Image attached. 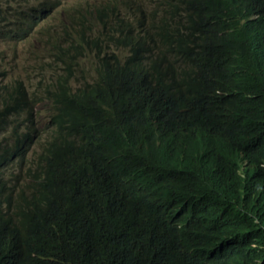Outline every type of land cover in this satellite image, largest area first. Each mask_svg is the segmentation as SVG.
Wrapping results in <instances>:
<instances>
[{"label":"trees","instance_id":"1","mask_svg":"<svg viewBox=\"0 0 264 264\" xmlns=\"http://www.w3.org/2000/svg\"><path fill=\"white\" fill-rule=\"evenodd\" d=\"M19 1L0 40L54 13L61 65L40 91L0 71L1 166L50 112L31 192L0 183V264H264V0Z\"/></svg>","mask_w":264,"mask_h":264},{"label":"rangeland","instance_id":"2","mask_svg":"<svg viewBox=\"0 0 264 264\" xmlns=\"http://www.w3.org/2000/svg\"><path fill=\"white\" fill-rule=\"evenodd\" d=\"M16 7L18 3L14 4ZM61 15V14H59ZM62 17V16H61ZM98 24V23H97ZM97 24L95 28L97 29ZM33 50L25 49L22 45L14 46L13 43H8L6 49L2 52L4 55L0 71L4 74L2 77L5 84H13L12 80L15 77L21 79V83L28 88H35V91H40L41 86L53 84L58 74L51 72L53 71L50 65L43 63L48 62V58L44 49L46 46L39 51V45ZM16 50L17 52H14ZM116 52L123 54L122 51ZM91 56V55H90ZM88 56V57H90ZM80 68H82L87 74L92 72L93 63L88 58L80 60ZM77 79L83 81L85 75L78 69ZM49 119V109L46 105H39L37 107V113L35 114L36 131L34 133V142L28 148V156L33 157L36 153L43 150L46 143L45 131H47ZM35 150V151H34Z\"/></svg>","mask_w":264,"mask_h":264},{"label":"clouds","instance_id":"3","mask_svg":"<svg viewBox=\"0 0 264 264\" xmlns=\"http://www.w3.org/2000/svg\"><path fill=\"white\" fill-rule=\"evenodd\" d=\"M30 1H31V5L25 11H29L30 9H34L35 7L38 6V4L40 2L48 3L50 0H28L27 2H30ZM10 3L13 6V8H15L16 10H19V9L24 7L22 2L19 0H10ZM15 3H18L19 5L16 7L14 5ZM3 6L6 8L10 7V6L6 5L5 3L3 4ZM64 7H68V4L67 3L64 4ZM13 8H10L8 11H6V13H8V15L6 16L8 20H11L13 18L12 13H13V10H15ZM61 9H62V7H61ZM56 13L61 14V11H57ZM47 15H48V13L43 14V19H44L43 22L40 25L36 24V27H34L33 31L30 33L29 37H27L25 40H16L15 45L16 46L22 45L27 50L28 49L33 50L37 47L36 45H39V49L37 51H39L40 49H42L46 46L43 53H46L47 58L49 60V56L51 55L52 52H51V49L49 50V46L47 45V43L49 42V40L52 37H55L57 33H60L62 31V28H61L62 26H61V24L57 23V19H56L54 13H52L51 16H49L47 19H45L47 17ZM58 18L62 20V19H64V16L61 14V15H58ZM5 24H6V22L0 23V29L1 28L2 29L12 28V26L6 27ZM9 41L10 40H0V55L2 57V61L4 58V55L2 54V52L8 46ZM43 64L50 65V67L53 68V67L59 65L60 63H58L57 65H53V63L49 60L48 62H45ZM1 65H2V62H1ZM7 121H8L7 127H9L11 130H12V125L14 124V122L21 123V126H22V122H21V120H19L18 116H17V118H15L13 116H7ZM45 134H47V133L45 132ZM46 137H48V136H46ZM33 142H34V138H33L31 145H33ZM47 142H48V140H46V143ZM46 143H45V147H46ZM29 147H27L26 154H25V156L21 162H20L19 158H12V159H7L6 163L3 166H1V161H0V176L2 178L9 179V180H15V181H22V180L28 181L27 184L22 185L21 187H19L17 189L18 194L22 191L26 194H29L31 192V185L34 183V180H30V179H35V176H36V173L38 170V166L40 164V157L44 153V150H41L40 152L36 153L33 157H29L27 155ZM21 165L26 166L25 173H14L13 170L15 168H17L18 166H21ZM4 204H5V202H4Z\"/></svg>","mask_w":264,"mask_h":264},{"label":"bare ground","instance_id":"4","mask_svg":"<svg viewBox=\"0 0 264 264\" xmlns=\"http://www.w3.org/2000/svg\"><path fill=\"white\" fill-rule=\"evenodd\" d=\"M50 1H53V0H50ZM89 1L92 2L93 0H89ZM122 1L124 3L123 4V8H122L123 11H126V10L133 11V9H134V4L133 3H134L135 0H122ZM112 48H116V47L111 46V49ZM60 65L61 64L53 67V70L58 68ZM19 125L21 126V123L14 122V124L12 125V130L9 127H7V126L0 128V152H1V154L4 151L8 152V153H11L14 150L11 147V145L13 144V136H12V134H13V132H15L18 129ZM35 131H36V129H35ZM22 171H26V166L25 165L18 166L17 168H15L13 170L14 173H21ZM5 180H6L5 178H2L0 176V183H3ZM30 180L36 181V180H39V179H30ZM12 182L22 186V181L12 180ZM25 184H27V183H25Z\"/></svg>","mask_w":264,"mask_h":264}]
</instances>
